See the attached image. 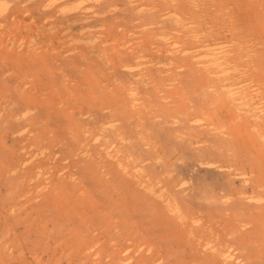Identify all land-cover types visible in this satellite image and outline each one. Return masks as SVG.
I'll return each mask as SVG.
<instances>
[{"label":"bare ground","instance_id":"6f19581e","mask_svg":"<svg viewBox=\"0 0 264 264\" xmlns=\"http://www.w3.org/2000/svg\"><path fill=\"white\" fill-rule=\"evenodd\" d=\"M3 1L0 264H264V0Z\"/></svg>","mask_w":264,"mask_h":264},{"label":"rangeland","instance_id":"374dc122","mask_svg":"<svg viewBox=\"0 0 264 264\" xmlns=\"http://www.w3.org/2000/svg\"><path fill=\"white\" fill-rule=\"evenodd\" d=\"M77 2H80L79 4V6H81V7H84V6H87L89 3L87 2V0H80V1H76V2H73V3H71L70 5H72V4H76ZM11 4H12V2L11 1H7V2H1V0H0V15L1 14H4V12L6 13L7 11H8V9H9V7L11 6ZM33 250H36V251H38L39 249L37 248V247H34V249ZM30 255V254H29ZM28 261H27V263H29V264H31V263H33L34 264V261H33V259H31V256H29V258L27 259ZM30 261H32V262H30ZM53 261H55V262H53L52 263V259H51V261L49 260V261H47L46 262V260H44V262H43V264L45 263H47V264H57V263H59V262H57V260L55 259V260H53Z\"/></svg>","mask_w":264,"mask_h":264}]
</instances>
